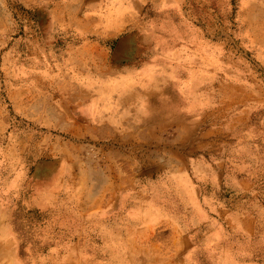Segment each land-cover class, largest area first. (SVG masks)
Segmentation results:
<instances>
[{
	"label": "rangeland",
	"instance_id": "obj_1",
	"mask_svg": "<svg viewBox=\"0 0 264 264\" xmlns=\"http://www.w3.org/2000/svg\"><path fill=\"white\" fill-rule=\"evenodd\" d=\"M0 19V264H264V0Z\"/></svg>",
	"mask_w": 264,
	"mask_h": 264
},
{
	"label": "bare ground",
	"instance_id": "obj_2",
	"mask_svg": "<svg viewBox=\"0 0 264 264\" xmlns=\"http://www.w3.org/2000/svg\"><path fill=\"white\" fill-rule=\"evenodd\" d=\"M14 17V16H13ZM15 19V18H14ZM0 22H1V19H0ZM18 33V32H17ZM16 35V34H15ZM49 106V105H48ZM39 107V106H38ZM53 109V108H52ZM56 113V112H55ZM31 116V115H30ZM52 116H53V114H52ZM28 122V121H27ZM22 125V124H21ZM74 129V128H73ZM29 130V129H28ZM44 133V132H43ZM2 150V149H1ZM2 152V151H1ZM37 167V166H36ZM94 174V173H93ZM94 180L96 181V185L97 186H99V184H102V182H103V179H102V177H101V175H95V177H94ZM26 184V183H25ZM95 185V186H96ZM33 198V197H32ZM31 201V200H30ZM30 201H29V203H30ZM0 246H1V242H0ZM0 257H1V253H0Z\"/></svg>",
	"mask_w": 264,
	"mask_h": 264
}]
</instances>
